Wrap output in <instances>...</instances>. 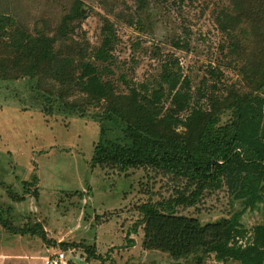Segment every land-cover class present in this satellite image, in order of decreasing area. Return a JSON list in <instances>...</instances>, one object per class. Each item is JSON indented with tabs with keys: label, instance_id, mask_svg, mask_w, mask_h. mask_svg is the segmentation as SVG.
Returning <instances> with one entry per match:
<instances>
[{
	"label": "trees",
	"instance_id": "1",
	"mask_svg": "<svg viewBox=\"0 0 264 264\" xmlns=\"http://www.w3.org/2000/svg\"><path fill=\"white\" fill-rule=\"evenodd\" d=\"M139 3L144 7V0ZM82 6L73 3L54 37L43 28L33 35L0 12V79L34 80L46 111L60 108L84 117L101 109L91 167L119 177L131 170L144 173L150 199L138 207L133 225L143 249L167 254L170 264H207L210 258L218 264H264V224L249 231L241 222L264 201V0H227L219 27L230 38V54L243 60L241 73L249 72L253 90L203 94L207 108L191 107L188 79L167 66L156 89L143 85L118 93L102 76L115 38L108 20L101 46L91 55L64 43L75 31L73 22L86 17ZM9 194L15 202L23 200ZM0 224L12 235L50 242L40 223ZM70 246L81 247L61 243L64 250Z\"/></svg>",
	"mask_w": 264,
	"mask_h": 264
},
{
	"label": "rangeland",
	"instance_id": "2",
	"mask_svg": "<svg viewBox=\"0 0 264 264\" xmlns=\"http://www.w3.org/2000/svg\"><path fill=\"white\" fill-rule=\"evenodd\" d=\"M75 1L0 0V12L33 35L43 28L54 37ZM79 1L86 17L73 22L75 31L64 43L91 55L101 46L108 20L115 38L102 76L118 93L143 85L156 89L165 66L188 79L191 107L207 108L203 94L252 92L249 72L241 73L243 60L230 54V38L219 27L227 0H144V7L140 0ZM35 86L28 78L0 79V220L13 227L40 223L50 242L12 235L0 224V264H48L60 251L66 264H170L167 254L143 249L141 234L133 231L138 207L150 199L144 173L131 170L119 177L91 167L101 109L84 117L60 108L46 111L45 96ZM163 106L170 107L167 95ZM10 191L23 200L13 201ZM241 222L249 231L264 224V201ZM61 243L81 247L64 250ZM207 264L218 263L210 258Z\"/></svg>",
	"mask_w": 264,
	"mask_h": 264
},
{
	"label": "built area",
	"instance_id": "3",
	"mask_svg": "<svg viewBox=\"0 0 264 264\" xmlns=\"http://www.w3.org/2000/svg\"><path fill=\"white\" fill-rule=\"evenodd\" d=\"M48 264H66V255L63 251L55 252L48 257Z\"/></svg>",
	"mask_w": 264,
	"mask_h": 264
},
{
	"label": "crops",
	"instance_id": "4",
	"mask_svg": "<svg viewBox=\"0 0 264 264\" xmlns=\"http://www.w3.org/2000/svg\"><path fill=\"white\" fill-rule=\"evenodd\" d=\"M44 230H45L46 233H48V230H47L46 226H44ZM47 237H48V234H47Z\"/></svg>",
	"mask_w": 264,
	"mask_h": 264
}]
</instances>
